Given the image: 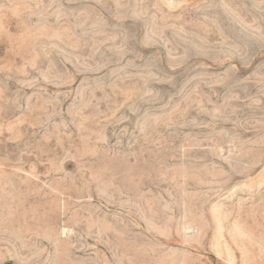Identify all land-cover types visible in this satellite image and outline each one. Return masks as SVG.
<instances>
[{"label":"rangeland","instance_id":"374dc122","mask_svg":"<svg viewBox=\"0 0 264 264\" xmlns=\"http://www.w3.org/2000/svg\"><path fill=\"white\" fill-rule=\"evenodd\" d=\"M0 264H264V0H0Z\"/></svg>","mask_w":264,"mask_h":264}]
</instances>
